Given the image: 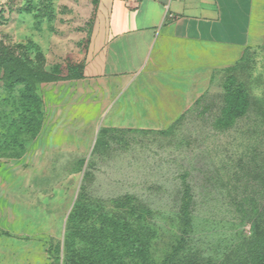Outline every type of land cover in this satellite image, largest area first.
Segmentation results:
<instances>
[{
	"label": "rangeland",
	"instance_id": "374dc122",
	"mask_svg": "<svg viewBox=\"0 0 264 264\" xmlns=\"http://www.w3.org/2000/svg\"><path fill=\"white\" fill-rule=\"evenodd\" d=\"M94 7L95 0H0V53L71 78L78 50L90 38ZM185 61L191 66L195 59L177 64ZM240 89L246 113L220 128L229 96ZM18 96L1 72L0 134L19 116ZM160 97L170 116L185 100L172 90ZM192 102L164 129L110 128L99 115L93 121L100 126L52 131L77 140L88 135V143L37 147L36 139L22 157H0V264H64L76 202L84 208L87 231L105 226V217L140 223L157 232L154 252L165 253L181 234L186 201L190 256L254 264L264 230V47L235 67L218 69L206 93ZM136 116L156 120L160 113L132 112L131 119Z\"/></svg>",
	"mask_w": 264,
	"mask_h": 264
},
{
	"label": "crops",
	"instance_id": "0c3cea01",
	"mask_svg": "<svg viewBox=\"0 0 264 264\" xmlns=\"http://www.w3.org/2000/svg\"><path fill=\"white\" fill-rule=\"evenodd\" d=\"M95 1L89 41L73 64L75 77L39 88L45 118L37 147L88 143V135L77 140L52 131L58 125L100 126L93 121L99 115L110 128L170 127L192 98L206 93L218 69L235 67L264 47V0H140L135 8L124 0ZM190 56L193 65L177 64ZM170 90L185 99L176 116L167 114L172 109L160 97ZM154 110L159 119H131L132 112Z\"/></svg>",
	"mask_w": 264,
	"mask_h": 264
},
{
	"label": "trees",
	"instance_id": "16d2710c",
	"mask_svg": "<svg viewBox=\"0 0 264 264\" xmlns=\"http://www.w3.org/2000/svg\"><path fill=\"white\" fill-rule=\"evenodd\" d=\"M0 53V74L3 73L5 85L10 92H19V116L12 121L6 134H0V157L20 158L25 154L26 146L35 141L42 130L45 112L39 88L44 83L64 80L44 69L35 70L26 59L12 53ZM75 77L72 74L71 78ZM68 78V79H71ZM67 80V79H65ZM233 86V77L228 79ZM220 128L234 125L248 108V100L240 89L228 99ZM188 201L183 206V222H180V235L169 243L165 253L154 252L157 232L153 228L117 218H103L101 229L87 231L81 222L85 211L81 203L76 202L68 218L69 234L65 241L66 259L64 264H224L210 258L190 256L186 249L190 241L191 223ZM79 244L81 248L75 250ZM190 249V247L188 248ZM254 264H264V230L256 241ZM187 250V251H186Z\"/></svg>",
	"mask_w": 264,
	"mask_h": 264
},
{
	"label": "built area",
	"instance_id": "2783aa9c",
	"mask_svg": "<svg viewBox=\"0 0 264 264\" xmlns=\"http://www.w3.org/2000/svg\"><path fill=\"white\" fill-rule=\"evenodd\" d=\"M124 2L129 6L130 8H135L139 5L140 0H124Z\"/></svg>",
	"mask_w": 264,
	"mask_h": 264
}]
</instances>
